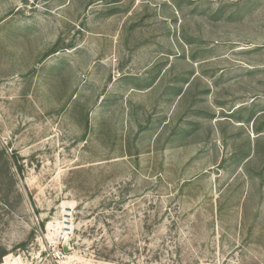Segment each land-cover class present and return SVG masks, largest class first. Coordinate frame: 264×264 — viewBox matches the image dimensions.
<instances>
[{
    "label": "rangeland",
    "instance_id": "1",
    "mask_svg": "<svg viewBox=\"0 0 264 264\" xmlns=\"http://www.w3.org/2000/svg\"><path fill=\"white\" fill-rule=\"evenodd\" d=\"M0 264H264V0H0Z\"/></svg>",
    "mask_w": 264,
    "mask_h": 264
}]
</instances>
